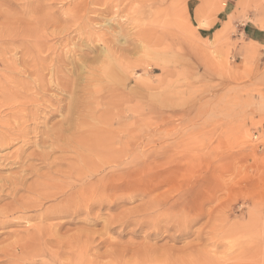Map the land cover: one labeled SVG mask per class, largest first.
I'll return each instance as SVG.
<instances>
[{"label":"rangeland","instance_id":"rangeland-1","mask_svg":"<svg viewBox=\"0 0 264 264\" xmlns=\"http://www.w3.org/2000/svg\"><path fill=\"white\" fill-rule=\"evenodd\" d=\"M95 1L0 0V31L8 26L14 32L23 27H32L38 32L27 37L30 42L19 39L17 35L16 38L14 32L11 34L15 38L9 36L10 39H0V86L5 79L19 82L20 76L24 78L26 74L28 76L25 77L32 80L31 77L35 76L28 72L22 75L21 71L37 61L28 59L30 63L26 61L20 65L19 54L25 51L26 45H34L35 40L46 46L53 43L52 48L48 47L51 51L44 50L51 53L41 52V56L48 55L47 58H51L61 55L60 60L64 59L67 65L62 61L57 63V59L53 62L58 64L56 67L50 61L47 62L48 69L43 70L48 71H42L43 76L46 73L44 78L49 77V82L56 81L54 77L56 74L57 78L58 74L54 71L62 68L69 79L77 81V86H80L77 93L82 92L77 96L82 95L79 104L83 109L85 101L94 116L101 119L113 113L114 116L104 123L102 129L108 139L120 134L126 138L134 136V133L139 134L135 146L131 142L100 146L91 152V156L97 155L100 161L101 152L110 153L113 162L112 165L107 164L104 171L117 169L118 159L126 156V162L140 166L141 178H136L130 184L132 177L127 173L118 179H109L106 188L113 191L121 187L123 190L120 191V197L105 198L104 205L97 207L98 212L94 208L89 216L81 215L74 222H71L70 216L41 221L36 214L43 207L17 212L15 216L12 214L5 217L0 214V220L13 221L12 225L0 227V264H134L137 260H141L142 264H264V0H99L96 4ZM91 18L95 21L92 22ZM258 31H263L261 39L257 36ZM82 34H85L84 37L80 36ZM96 37H100L99 40ZM103 37L105 40L107 37L112 39L107 38L109 42H106ZM11 40L16 45H8ZM7 41L8 47L5 46ZM112 41L113 45H118L114 46L116 49ZM60 42L62 47L55 45ZM110 46L113 52L116 50L114 53L119 59L112 56L113 62L109 69H103L100 73L98 70L104 68L103 64L107 65L103 49ZM65 49L67 51H63ZM81 49L88 52H82ZM71 54L74 57L69 56ZM10 56L12 58H8ZM87 57L92 58L91 62ZM11 65L16 74L11 72ZM77 65L82 66L79 68ZM18 69L21 70L19 75ZM3 73L9 74L3 79ZM6 90L2 89L0 101L4 100V93L10 91L8 88ZM49 91L61 97L65 103L73 97L70 93L59 94L60 90L54 85ZM96 95L101 99L105 95V100L113 96V100L110 99L112 103L118 101L110 104L112 107L107 104L112 108L109 111L110 108L105 105L107 101L104 100L102 104L100 101L103 100ZM20 101L23 100L17 101L19 105ZM119 102L121 109L118 105L117 110L116 104ZM62 116L60 113L54 120H61ZM54 120L40 123L38 120L27 119V124L31 126L37 121L39 129L44 130L50 128ZM36 134L32 132V137L27 136L26 140L22 139V143L20 139L1 148L0 175H10L13 179L21 173L27 174L26 186L36 180L32 178L35 174L30 176L26 171L23 174L18 164L10 165L7 164L10 160H5L8 154L16 153L22 146L27 156L37 148L38 152L44 151L48 143L42 144L39 140L44 135ZM30 143L34 148L31 149ZM73 150H56L54 154L60 151L62 156L65 153L74 157ZM32 157H26L27 161L22 159L28 168L30 165L27 162L32 163L31 166L37 164L35 160L32 161ZM97 158H94L95 162H98ZM44 169L42 167L39 171L46 173ZM153 173L158 175L154 177L151 175ZM21 185H17L16 197L21 193L20 197L25 195L30 200H41L28 191L26 193L25 185L24 189ZM94 188L98 190V186ZM0 195L3 197L0 204L10 202L12 195L9 197L6 192ZM60 198L62 200L64 196L54 202L42 199L44 209L60 201ZM163 198L167 201L162 202ZM146 200L152 204L158 203V208L152 205L145 216L135 212L133 223L124 228L119 227L118 219L140 205L148 206ZM156 214V218L152 217ZM96 216L94 223H88ZM48 223L61 225L57 229L50 224L48 226ZM109 224H112L110 226L113 229L107 230ZM37 225L40 227L38 235L42 239L38 240L39 244L33 243L34 246L26 250L24 245L29 246L32 240L29 237L31 235L27 239L25 233L29 230L32 232ZM150 232L157 233L155 235Z\"/></svg>","mask_w":264,"mask_h":264},{"label":"bare ground","instance_id":"bare-ground-1","mask_svg":"<svg viewBox=\"0 0 264 264\" xmlns=\"http://www.w3.org/2000/svg\"><path fill=\"white\" fill-rule=\"evenodd\" d=\"M97 1V2H96ZM95 1V4L96 3H98V1L99 0H96ZM43 2V1H42ZM44 3V2H43ZM46 3V2H45ZM32 4H34V3H32ZM81 4V3H80ZM92 4V3H91ZM51 6V5H50ZM97 6V5H96ZM122 6V5H121ZM34 7H36V4H35V6ZM49 7V6H48ZM76 7H77V5H76ZM95 7V6H94ZM117 7H118V5H117ZM42 8V7H41ZM47 8V7H46ZM111 8V7H110ZM120 8H123V7H120ZM115 9H117L116 7H115ZM101 10V9H100ZM106 10H107V8H106ZM109 10V9H108ZM120 10V9H119ZM118 10V11H119ZM43 11V10H42ZM41 11V12H42ZM115 11H117V10H115ZM28 12V11H27ZM80 12V11H79ZM94 12V11H93ZM98 12V11H97ZM107 12V11H106ZM82 13V12H81ZM117 13V12H116ZM17 14V13H16ZM39 14V13H38ZM60 14V13H59ZM76 15H77V13H76ZM61 16V15H60ZM82 17V16H81ZM56 18V17H55ZM82 18H84V17H82ZM90 18V17H89ZM86 20V19H85ZM92 20H94L93 18H91V21ZM10 21V20H9ZM14 21V20H13ZM68 21V20H67ZM66 21V22H67ZM76 21V20H75ZM95 21V20H94ZM64 22V21H63ZM93 22V21H92ZM14 22H12V24H13ZM16 23V22H15ZM86 23V22H85ZM87 23L89 24L90 22H88L87 21ZM24 24V23H23ZM31 24V23H30ZM29 24V25H30ZM21 25V24H20ZM81 25V24H80ZM31 26V25H30ZM29 26V27H30ZM58 26V25H57ZM90 26V25H89ZM121 26V25H120ZM6 27V26H5ZM8 27V26H7ZM4 28L2 31H0V39L3 41L4 39L3 38H9V36L11 37V36H20V38L19 39H22V40H24V39H27V41H29L28 39H30V38H27V37H30V36H34L36 33H38L37 32V29H33L32 27L31 28H22V30H16L15 32H14V30L12 31V29L13 28ZM44 27H46V26H44ZM71 27V26H70ZM69 27V28H70ZM16 28V27H15ZM49 28V27H48ZM74 28V27H73ZM120 28V27H119ZM56 29H58V27L56 28ZM92 29V28H91ZM34 30H35V32H34ZM67 30V29H66ZM68 31V30H67ZM78 31V30H77ZM12 32H14V35H12L11 33ZM48 33V32H47ZM64 33V32H63ZM69 33V32H68ZM78 33H80L81 34V32L80 31H78ZM83 33H85V31L83 32ZM114 33V32H113ZM113 33H112V35H113ZM124 33V32H123ZM122 33V34H123ZM65 34H66V32H65ZM77 34V33H76ZM86 35H88L87 33H85ZM85 34H82V35H80V36H83V35H85ZM90 34V33H89ZM92 34V33H91ZM119 34V33H118ZM107 35V34H106ZM108 35H111V34H108ZM112 35H111V37H112ZM114 35H116V33L114 34ZM120 35V34H119ZM124 35V34H123ZM15 36H14V38H15ZM16 36V38H18ZM39 36V35H38ZM60 36V35H59ZM61 36H63V35H61ZM105 36V35H104ZM116 36H118V35H116ZM115 36V38H117ZM124 36H126V35H124ZM23 37V38H22ZM51 37V36H50ZM67 37V36H66ZM84 37V36H83ZM89 37V36H88ZM87 37V38H88ZM34 38V37H33ZM38 38V37H37ZM64 38V37H63ZM74 38V37H73ZM91 38H92V36H91ZM96 38H98V37H96ZM100 38V37H99ZM99 38L97 39V40H99ZM104 38V37H103ZM102 38V39H103ZM107 38H110V37H107ZM107 38H106V40H107ZM126 38V37H125ZM125 38H124V40H125ZM10 39V38H9ZM13 39V38H12ZM31 39H32V37H31ZM35 39H36V36H35ZM40 39V38H39ZM43 39V38H42ZM49 39V38H48ZM59 39V38H58ZM61 39H62V37H61ZM70 40H71V38H69ZM79 39V38H78ZM82 39V38H81ZM84 40L86 39V38H83ZM112 38H110L109 40H111ZM141 39V38H140ZM16 40V39H15ZM44 40V39H43ZM65 40H66V38H65ZM65 40H64V42L63 43H65ZM80 40V39H79ZM83 40V41H84ZM87 40V39H86ZM92 40V39H91ZM96 40V39H95ZM104 40H105V38H104ZM105 40V41H106ZM109 40H107L108 42H109ZM21 41V40H20ZM19 41V42H20ZM47 41V40H46ZM49 41V40H48ZM58 41H60V39L58 40ZM67 41V40H66ZM74 41V40H73ZM106 41V42H107ZM113 41H115L114 40V38H113ZM113 41H112V46L114 47L115 45L116 46H118L117 44H115V45H113L114 43H113ZM119 42H120V40H118ZM10 42V41H9ZM25 42H26V40H25ZM30 42V41H29ZM67 42H69L70 43V41L68 40ZM76 42V41H75ZM97 42V41H96ZM1 43V42H0ZM43 43H44V41H43ZM59 43V42H58ZM74 43V42H73ZM98 43V42H97ZM137 43V42H136ZM8 44V41H7V43L5 44V46ZM10 44H14L13 42H12V40H11V42L8 44V45H10ZM17 44H19L18 42H17ZM30 44H33V42H31ZM46 44V43H45ZM47 44H49L48 42H47ZM67 44V43H66ZM81 44H83L82 43V41H81ZM108 44V43H107ZM110 44V43H109ZM14 45H16V43L14 44ZM55 45H62V43L60 42V44H55ZM85 45V44H84ZM95 45V44H94ZM21 46H23V44L21 45ZM52 46H53V43L50 45L49 44V46H46V45H44V44H42V43H39V42H36V40H35V43H34V45H32V46H25V51L24 52H21V54H19V56H21L18 60H19V62H20V65H21V63H22V65H23V63L25 64V62L27 61V63H28V59H30V61H31V59H33L34 61H37V62H33V60H32V62H33V64L32 65H30V67L29 68H27L26 70H24V69H22L21 68V66H20V68L22 69V71L21 70H19L18 69V71H17V74H18V72L19 71H21V73H22V75L23 74H26L27 72L28 73H31L33 76H35L34 78H32L31 77V79L32 80H29L30 79V77H29V79H27V77H25L26 75H24L23 77L25 78H22V76H20L21 77V79H24L23 81H20L21 79H19V82H17V80L16 81H14L15 82V84H14V82L12 81V82H9V81H5V80H8V79H5L4 80V82H3V85L2 86H0V96H2V89L4 90V88H5V90L8 88V89H10V91L9 92H7V93H4L5 94V98H4V100H2V98H1V100L2 101H0V150H1V148H5L6 146H8L9 144H14V143H12V142H14V141H18V140H20V142L21 141H23L22 139H24L25 138V140H26V137L28 136L29 137V135L33 132V134L35 133L36 134V132H37V134L39 133L41 136L42 135H44V138H41V140H39L40 142H42V144H45V143H48V146L45 148V150L44 151H40V152H38L37 150H38V148H37V150L36 151H31L29 154H28V156L27 155H25V152H24V149H19L18 151H16V153H13L12 155H9L8 153V155H7V157L5 158V160H10V161H8V163L7 164H10V165H14V164H18V166H19V169H20V167L22 168L21 169V171H23V174H24V172L26 171V173H28V175H30V174H35V175H33V177L32 178H36V180L34 179V182L31 184V185H29V186H26L24 183H25V181H26V178H25V176L27 175H21V174H19V177L18 178H13V179H11L8 175H7V177H5V176H3L2 174L0 175V193H3V192H6L7 194H9V195H7V196H11L12 195V197H10L11 198V200H10V202H5V203H3V204H0L1 206H0V214H2V216L4 215L5 217H8V215H14V213H17V212H22V211H28V210H31V209H33V208H38V207H43L42 208V210L44 209V206H43V202H42V199L43 200H46V201H48V200H53V202H54V200H56L58 197H61V196H64V199H62L61 200V198H60V201H58V202H55V203H53V204H49L50 206H48V207H45V209H44V212H42V210L40 211V213L42 212V213H44V214H40V213H38V214H36V215H38L37 217L41 220V221H43V220H45V219H49V218H51V219H54V218H63V217H68V216H70V217H72V219H71V222H74L75 220H78V217L79 216H81V215H88L89 216V214H91L92 213V211H94L93 209L94 208H96V210H97V207H101V206H103L104 205V201H105V198L108 200L109 198H115L116 199V197H120V191H122L123 189L120 187V189L119 190H117V188H116V190H113V191H110L109 189H107L106 188V182L109 180V179H118L122 174H129V175H131V181L129 182V184L130 183H133V182H135V179L136 178H141V176L140 175H142L140 172H139V168H140V166L139 165H137V164H134V163H130L129 164V162H126L125 160H124V158L126 157H120L119 159H118V161H117V166H118V168L117 169H115V170H107V171H104V167L107 165V164H111L112 162H113V158H112V156H111V159H110V153H108V151H103V152H101V154H102V157H100V161H99V158H97V155H95L94 157H92L91 155V152L93 151V150H95L96 148H100V146L101 147H106V145H109V144H114V143H124V142H131V145L133 144V146H135L136 144H134V143H137V141L139 140V134L137 133V134H135L134 133V136H131L130 138H126L125 137V135H118V136H113V137H111V138H107V137H105L106 135H105V133H103V131L105 132V130H102L103 129V127H105V125H104V123H106L107 121H109V120H111V118L114 116V114L113 113H108L107 111V113H108V115H107V117L105 116L103 119H101L100 117H98V116H94V113L93 112H91V108L90 107H87V106H90L87 102H85L84 101V103H85V109H83V106H81L79 103H80V101H81V96H77V88L79 89V87L80 86H77V81L75 82L73 79V81H71L70 79H69V75L67 76V74H65V70L63 71L62 70V68H61V70H55L54 72H56L57 74H58V76H57V78H55L56 77V74H55V77H54V79H56V81H54L51 77V79L53 80V82H49V77H48V79L45 77L44 78V76L46 75V73L45 72H47V71H45V70H43V69H45L47 66V62L49 63V61L51 62V63H53L56 59V61H57V63L59 62V61H62V62H64L65 60L63 59V60H60V58L62 57L61 55H58V56H55V57H51V58H47V56H41L42 54H41V52L43 53L44 52V50H46L47 49V51L48 50H50L49 48H52ZM88 46H89V44H88ZM97 46V45H96ZM109 46V45H108ZM112 46H110V47H112ZM6 47H8V46H6ZM12 47V46H11ZM49 47V48H48ZM62 47V46H61ZM63 47H64V45H63ZM66 47V46H65ZM64 47V48H65ZM85 47H87V46H85ZM93 47V46H92ZM95 47V46H94ZM110 47H104V52L106 53V55L104 56V62H106L107 63V65H105L104 66V64H103V67L104 68H100L98 71L101 73L102 72V70L104 69V71L105 70H107V69H109V66L112 64V56L113 57H115V58H117V59H119L118 57H116V50L113 52L111 49H113V47L112 48H110ZM10 48V47H9ZM115 48V47H114ZM117 48V47H116ZM115 48V49H116ZM4 49V48H3ZM55 49H56V47H55ZM61 50L63 49V48H60ZM95 49V48H94ZM93 49V50H94ZM1 50H2V47H1ZM5 50V49H4ZM11 50V49H10ZM17 51H19L18 49H16ZM59 50V49H58ZM72 50V49H71ZM97 50V49H96ZM120 50H123V49H120ZM119 50V51H120ZM141 50V49H140ZM3 51V50H2ZM12 51V50H11ZM16 51V52H17ZM51 51V50H50ZM49 51V52H50ZM55 51V50H54ZM63 51H67L66 49L65 50H63ZM73 51V50H72ZM78 51V50H77ZM76 51V52H77ZM81 51H82V49H81ZM85 51H87V50H85ZM84 50L82 51V52H85ZM8 52H9V49H8ZM14 52H15V50H14ZM46 52V51H45ZM45 52H44V54H45ZM59 51H57L56 53H58ZM79 52V51H78ZM88 52V51H87ZM91 52V51H90ZM122 52V51H121ZM51 53V52H50ZM50 53H47L46 52V54H50ZM55 53V54H56ZM64 54H66L65 52H63ZM68 53H69V51H68ZM72 53V52H71ZM73 53H75V52H73ZM93 53V52H92ZM104 53V54H105ZM6 54V53H5ZM8 54V53H7ZM55 54H53V55H55ZM59 54H61V53H59ZM81 54V53H80ZM122 54H124L123 52H122ZM136 54V53H135ZM1 55H3V54H1ZM13 55H15V54H13ZM67 56H68V54H66ZM76 55V54H75ZM88 55V54H87ZM49 56H51V55H49ZM67 56L65 57V59L67 58ZM69 56H72V54L71 55H69ZM78 56V55H77ZM80 56V55H79ZM95 56V55H94ZM4 57H6L7 58V56H4ZM17 57V56H16ZM59 57V58H58ZM72 57H74V56H72ZM72 57H71V60H73L72 59ZM81 58H82V56H80ZM8 58H12L11 56L10 57H8ZM76 58V57H75ZM84 58V57H83ZM86 58V57H85ZM88 58V60H90V62H91V60H92V58L91 59H89V57H87ZM100 58V57H99ZM103 58V57H102ZM50 59V60H49ZM62 59V58H61ZM124 59V58H123ZM7 60H9V59H7ZM11 60V59H10ZM14 60V59H13ZM68 60V59H67ZM69 60H70V57H69ZM80 60V59H79ZM85 60V59H84ZM83 60V61H84ZM120 60H121V58H120ZM135 60V59H134ZM12 61V60H11ZM30 61H29V63H30ZM81 61V60H80ZM82 61V62H83ZM2 62H4V61H2ZM15 62V61H14ZM31 62V63H32ZM72 62V61H71ZM77 62V61H76ZM94 62H96V61H94ZM125 62V61H124ZM75 63V62H74ZM19 64V63H18ZM54 64V63H53ZM52 64V65H53ZM62 64V63H61ZM64 64H65V62H64ZM80 64V63H79ZM82 64V63H81ZM92 64V63H91ZM6 65H8V64H5V66ZM28 65V64H27ZM49 65V64H48ZM56 65H58V64H56ZM56 65L54 64V66L56 67ZM67 65V63L65 64V66ZM73 65V64H72ZM82 65H84V64H82ZM82 65H77V66H79V68L82 66ZM86 65V64H85ZM12 66V70H11V72H14L13 70H15V68H14V66L13 65H11ZM25 66V65H24ZM29 66V65H28ZM51 66V65H50ZM53 66V67H54ZM60 66H62L63 67V65H60ZM71 66V65H70ZM88 66V65H87ZM4 66H2V68H3ZM58 67V66H57ZM72 67V66H71ZM71 67H70V69H71ZM86 67V66H85ZM84 67V68H85ZM6 68V67H5ZM8 68L10 69V66H8ZM51 68V67H50ZM59 68V67H58ZM67 68V67H66ZM90 68V67H89ZM97 68V67H96ZM8 69V70H9ZM46 69H48V68H46ZM53 69V68H52ZM56 69V68H55ZM64 69V68H63ZM67 69H69V66H68V68ZM74 69V68H73ZM95 69V68H94ZM93 69V70H94ZM1 70V69H0ZM16 70H17V65H16ZM50 70V69H49ZM92 70V71H93ZM3 71H4V69H3ZM6 71H7V68H6ZM5 71V72H6ZM42 71H45L44 73H45V75L43 76V74H42ZM68 71V70H67ZM75 71H76V69H75ZM74 71V72H75ZM7 72H10V70L9 71H7ZM10 72V73H11ZM69 72V71H68ZM85 72V71H84ZM15 73V72H14ZM61 73V74H60ZM70 73V72H69ZM68 73V74H69ZM96 74H97V72H95ZM94 72H93V74H95ZM100 73H98V74H100ZM4 74V77H3V79L4 78H6V74L5 73H3ZM9 74V73H8ZM7 74V75H8ZM12 74V73H11ZM16 74V73H15ZM50 74H51V71H50ZM53 74V73H52ZM71 74V73H70ZM81 74V73H80ZM19 75V74H18ZM72 75V74H71ZM14 76H17V75H14ZM28 76V75H27ZM50 76V75H49ZM51 76H54V75H51ZM89 76H90V74H89ZM97 75H93V77H96ZM11 77V76H10ZM10 77H7V78H9L10 79ZM19 77V76H18ZM82 77V76H81ZM81 77H79V78H81ZM72 78V77H71ZM75 78V77H74ZM77 78V77H76ZM75 78V79H76ZM78 78V79H79ZM101 78V77H100ZM12 79V78H11ZM14 79V78H13ZM12 79V80H13ZM46 79L48 80L47 82H46ZM82 79H83V77H82ZM88 79H90L91 80V78H88ZM102 79V78H101ZM93 80V79H92ZM96 80V79H95ZM94 80V81H95ZM51 81V80H50ZM93 81V82H94ZM99 81V80H98ZM100 81H102V80H100ZM99 81V82H100ZM84 82V81H83ZM87 82V81H86ZM102 82H104V81H102ZM14 84V85H13ZM78 84H79V82H78ZM102 84V83H101ZM108 84V83H107ZM52 85H54L55 86V88L57 89V90H60V93L59 94H63V93H70V94H72V99L70 100V102H67V103H65V102H63V99L61 98V97H59V96H56V95H53L52 93L50 94V91H52V90H50L49 91V89H50V87L52 86ZM79 85H81V84H79ZM92 85H93V83H92ZM104 85V84H103ZM4 86H7V87H4ZM83 85H81V87H82ZM96 87V86H95ZM91 87H89V89H90ZM54 89V88H53ZM83 89H85V88H82V90ZM96 91V93L98 92V88L97 89H95ZM7 91V90H6ZM5 91V92H6ZM48 91H49V94H48ZM81 92L82 91H80V93L79 94H81ZM116 92H118V91H116ZM54 93H56V91L54 92ZM110 94L112 93V92H109ZM78 94V95H79ZM119 94H121V93H119ZM99 95H102V94H99ZM99 95H96V97L97 96H99ZM108 95V94H107ZM112 95V94H111ZM111 95H110V97H111ZM64 96H65V94H64ZM64 96H62V97H64ZM66 96H67V99H69L68 98V94H66ZM88 96V95H87ZM95 97V96H94ZM103 99H101L100 98V96H99V98L98 99H100V100H103V101H100V102H103L102 104H104V100H105V95H103V96H101ZM107 97V96H106ZM113 97V96H112ZM112 97L111 98H109L108 100L109 101H111V102H109L107 99L105 100V101H107V103H105V105H107L108 103H109V105L111 104V105H113L115 102H117L116 100L114 101V103H112ZM115 97V96H114ZM66 99V100H67ZM83 99V98H82ZM90 99V98H89ZM110 99H112V100H110ZM117 99V98H116ZM18 100H23V102H21L20 101V105H19V102H17ZM65 100V99H64ZM92 101V100H91ZM131 101V100H130ZM121 102V101H120ZM120 102L119 103H117L116 105V109L118 110V105L120 104ZM93 103V102H92ZM94 104V103H93ZM80 105V107H78ZM105 105H103V106H105ZM110 105V106H111ZM108 106V105H107ZM120 106V105H119ZM109 107V106H108ZM112 107V106H111ZM111 107H109L110 109H109V111L110 110H112V108ZM118 107V108H117ZM81 108V109H80ZM114 108V107H113ZM106 109V108H105ZM115 109V108H114ZM115 109V110H116ZM119 109H121V106H120V108ZM94 110H95V108H94ZM116 110V111H117ZM103 111V113L105 114V112H104V110H102ZM115 111V112H116ZM42 112H44L45 113V115H43V116H41L40 115V113H42ZM121 112V111H120ZM119 111H118V113H120ZM60 113H62L63 114V116H62V118L63 119H61V120H58V121H56V120H54L55 119V116H57V115H59ZM75 115V116H74ZM103 115V114H102ZM101 116V115H100ZM57 118V117H56ZM27 119H31L32 121L33 120H38V121H40V123L41 122H44V123H48V121H53L54 120V122L52 123V125L50 126V128L48 127V128H46V129H44V130H40L39 129V125H37V121H35V122H33V124L30 126L29 124H27L28 122H27ZM31 121V122H32ZM30 123V122H29ZM39 124V123H38ZM43 124V123H42ZM43 127L45 126V125H42ZM41 126V127H42ZM46 127V126H45ZM44 127V128H45ZM39 129V130H38ZM105 129V128H104ZM135 132H137L136 131V129L134 130ZM31 132V133H30ZM30 133V134H29ZM36 134V135H37ZM108 135H109V132H108ZM31 136V135H30ZM34 136V135H33ZM32 137V136H31ZM34 138V137H33ZM35 138H36V136H35ZM40 138V137H39ZM29 140H30V138H28ZM32 140H35V139H32ZM38 140V139H37ZM20 142H19V144H20ZM27 143H28V141H26ZM25 141H24V143H26ZM33 142V141H32ZM22 143V142H21ZM23 143V144H24ZM143 144V143H142ZM24 145H27V144H24ZM30 145H31V143H30ZM21 146V145H20ZM29 147V146H28ZM27 147V149L29 150V148ZM39 147V146H38ZM32 148H34L33 147V145H31V149ZM72 149H74L73 150V152H74V157H72V156H69V155H66L65 153H64V155L62 156V155H60V154H63V153H60V151H59V155L57 154V152H56V154H54V152L56 151V150H62L63 152H67V151H71ZM85 150V151H84ZM104 150V149H103ZM10 151V150H9ZM61 151V152H62ZM97 151V150H96ZM29 152V151H28ZM37 152V153H36ZM93 152H95V151H93ZM97 153V152H96ZM144 153V152H143ZM142 153V154H143ZM53 154H54V156H53ZM68 154V153H67ZM71 154V153H70ZM94 154V153H93ZM58 155V156H57ZM29 156H33L32 158V161H34L35 160V162H37V164H35V166H31V164L32 163H29V162H27L29 165H30V167L28 168L27 167V165H25L24 163H22V159L24 158V160H25V158L26 157H29ZM57 156V157H56ZM99 156V155H98ZM123 156V155H122ZM128 157V156H127ZM131 157V156H130ZM31 158V157H30ZM29 158V159H30ZM94 158H97L98 159V162H95L94 161ZM129 158V157H128ZM144 159V158H143ZM25 161H27V160H25ZM29 161V160H28ZM6 162V161H5ZM34 162V163H35ZM1 163H2V161H1ZM26 163V162H25ZM129 164V165H128ZM33 165V164H32ZM112 165V164H111ZM6 166V165H5ZM110 166V165H109ZM114 166V165H113ZM7 167V166H6ZM25 167H27L28 169H25ZM46 168V169H44V170H46V173L44 172V173H41L39 170H40V168ZM116 168V167H115ZM25 169V170H24ZM38 172H40V173H38ZM32 175H30V176H32ZM152 176H154V177H156L158 174L157 173H153V174H151ZM34 176H36V177H34ZM9 177V178H8ZM153 177V178H154ZM30 178V177H29ZM28 178V179H29ZM29 180H31V178L29 179ZM31 182V181H30ZM110 182V181H109ZM29 183V182H28ZM123 183V182H122ZM18 184H22L21 186H22V188L24 189V185H25V188L26 189H24L25 191H26V193H27V191H28V193H32V194H34L33 196H38L37 198L40 200V201H38L37 202V200H35V199H32L31 198V200L28 198V197H20L21 196V193H20V196L19 197H16V195H15V192H17V185ZM129 184H128V186H129ZM28 185V184H27ZM20 186V185H19ZM95 186H98V190L96 191L95 190ZM125 186H127V185H125ZM116 187H117V185H116ZM21 188V190H23ZM135 188V187H134ZM158 188V187H157ZM127 189L129 190L130 189V187H127ZM19 190V189H18ZM20 190V191H21ZM126 190V189H125ZM69 191V192H68ZM68 192V193H67ZM134 192V191H133ZM141 192V191H140ZM23 193H24V191H23ZM31 194V195H32ZM97 195H99L98 197H97ZM27 196H30L29 194L27 195ZM126 196H128V195H126ZM143 196V195H142ZM35 197V198H36ZM2 196L0 195V202L2 201ZM9 198V199H10ZM126 198V197H125ZM156 198V197H155ZM118 199H120V198H118ZM32 200H35V201H32ZM4 201V200H3ZM6 201H8V200H6ZM109 201H111V200H109ZM114 201H116V200H114ZM113 201V202H114ZM147 201V200H146ZM146 201H144V202H146ZM167 200H166V198H163V200H162V202H166ZM112 202V201H111ZM148 202V201H147ZM150 202V201H149ZM148 202V203H149ZM113 204V203H112ZM115 204H118V203H114V205ZM147 204V203H146ZM158 203H156V202H153V204H152V202L151 203H149L148 204V206L146 207L145 205H140L138 208H136V209H134L132 212H126L125 214H123L122 216L123 217H121V218H119L118 220H119V222H118V225H119V227L120 226H122V228H124V227H126L128 224H130V223H133V221H134V213L136 212L137 214L139 213L140 215H144L145 216V214H148V213H146V211H147V209L150 207V208H152L151 206L152 205H154V206H156ZM47 205V204H46ZM165 205V204H164ZM107 206H109V205H107ZM157 207V206H156ZM158 208V207H157ZM128 209V208H127ZM35 211H36V209H34ZM102 210V209H101ZM151 210V209H150ZM150 210H148V211H150ZM153 210H155V209H153ZM152 210V211H153ZM157 210H161V208L160 209H157ZM182 211V210H181ZM96 212V211H95ZM97 212H98V210H97ZM100 212V211H99ZM156 213V212H155ZM162 213V212H161ZM30 214V213H29ZM32 214V213H31ZM149 214H151V213H149ZM183 214V213H182ZM185 214V213H184ZM186 214H187V212H186ZM189 214V213H188ZM187 214V215H188ZM16 215V214H15ZM14 215V216H15ZM98 215V214H97ZM2 216L0 217V218H2ZM14 216H13V218H14ZM32 216V215H31ZM133 216V217H132ZM143 216V217H144ZM155 216H157V214L156 215H154V216H152V217H155ZM4 217V218H5ZM97 217L98 216H96V218L95 219H92L91 221H89L88 223H94L95 221H96V219H97ZM142 217V216H141ZM142 217V218H143ZM149 217V216H148ZM150 217H151V215H150ZM185 216L183 215V218H184ZM187 218V223H188V216H186ZM11 218V217H10ZM18 218V217H17ZM34 218V217H33ZM32 218V219H33ZM36 218V217H35ZM38 218H36V219H38ZM115 218V217H114ZM142 218H139V219H142ZM156 218V217H155ZM20 219V218H19ZM19 219H16V220H19ZM50 219V220H51ZM112 219V218H111ZM110 219V220H111ZM147 219H149V218H147ZM168 219V218H167ZM185 219V220H186ZM16 220H15V222H16ZM31 220V219H30ZM40 220H39V224L41 223L40 222ZM80 220V219H79ZM87 220V219H86ZM106 220H107V218H106ZM117 220V221H118ZM156 220V219H155ZM155 220H153L154 222H155ZM192 220V219H191ZM190 220V221H191ZM22 221H24V220H22ZM113 221V220H112ZM112 221H109L110 223L112 222ZM115 221V220H114ZM147 221V220H146ZM149 221V220H148ZM152 221V222H153ZM108 222V221H107ZM106 222V223H107ZM186 222V221H185ZM37 223V224H38ZM44 223V222H43ZM106 223H105V225H106ZM115 223V222H114ZM12 225L13 224V221H11V219L9 220V221H7V220H0V227H2V226H8V225ZM14 224H16V223H14ZM24 224V223H23ZM45 224H47V222L45 223ZM49 224L51 225V223H48V226H49ZM117 224V223H116ZM140 224V223H139ZM31 225V224H30ZM61 225V223H57V224H52L51 226L52 227H57V229H59L58 227ZM88 225V224H87ZM110 225H112V224H109V226L107 227V230H111V229H113V227H111ZM17 226V225H16ZM32 226H33V224H32ZM38 226V225H37ZM35 227V229L34 230H32V232H30V230H29V228H26V230H29V231H26V235H27V239H28V236L29 235H31V236H29L30 237V239L32 240V242L29 244V246L27 245V247H26V245H24V247H25V249L27 250L28 248H30V247H33L34 245H33V243H38V240L40 239H42V236H39L38 235V231L40 230V227L38 226V227ZM41 226V225H40ZM43 226V225H42ZM46 226V225H45ZM31 227V226H30ZM52 227H51V230L53 231L54 230V228L52 229ZM81 227V226H80ZM117 227V226H116ZM186 227V226H185ZM3 228V227H2ZM16 228V227H15ZM33 228V227H32ZM42 228L43 227H41V230H42ZM23 229V228H22ZM21 229V230H22ZM121 229V228H120ZM135 229V228H134ZM19 230V229H18ZM24 230H25V228H24ZM47 231V230H46ZM45 231V232H46ZM83 231V230H82ZM85 231H87V230H85ZM24 232V231H23ZM31 234H30V233ZM54 232V231H53ZM116 232V231H115ZM13 233V232H12ZM43 233V232H42ZM56 232H54V234H55ZM69 233V232H68ZM108 233V232H107ZM150 233H152V232H150ZM156 233L157 232H155V233H152V234H155L156 235ZM10 234V233H9ZM40 234V233H39ZM54 234H53V236H54ZM152 234H150V235H152ZM15 235H17V234H15ZM15 235H14V237H15ZM67 235V234H66ZM73 235H75V234H73ZM149 235V234H148ZM38 236V237H37ZM48 235H46V237H47ZM85 236V235H84ZM10 237V236H9ZM12 237V236H11ZM21 237L22 236H20V239H21ZM24 237V236H23ZM51 238H52V236H50ZM16 238V237H15ZM25 238V237H24ZM26 239V240H27ZM25 239H24V241H26ZM48 240V239H47ZM57 240V239H56ZM23 241V242H24ZM54 241V240H53ZM19 242V241H18ZM22 242V243H23ZM44 243H45V240H44ZM63 243V242H62ZM5 244V243H4ZM3 244V245H4ZM25 244V243H24ZM39 244V243H38ZM58 244V243H57ZM47 245V244H46ZM65 245H67V244H65ZM125 245H127V244H125ZM1 246V245H0ZM5 246H7V243H6V245ZM3 247V246H2ZM39 247V246H38ZM38 247H36L37 249H38ZM52 247V246H51ZM67 247V246H66ZM126 247V246H125ZM56 248V247H55ZM1 249V248H0ZM36 249V250H37ZM52 249V248H51ZM57 249V248H56ZM149 249V248H148ZM30 250V249H29ZM59 250V249H58ZM24 251V250H23ZM116 251V250H115ZM132 251V250H131ZM1 252V251H0ZM16 252V251H15ZM19 252H21V251H19ZM63 252V251H62ZM82 252V251H81ZM133 252V251H132ZM131 252V253H132ZM12 253H13V251H12ZM26 253V252H25ZM24 253V254H25ZM64 253V252H63ZM130 253V254H131ZM138 253H139V250H138ZM11 256V255H10ZM148 256V255H147ZM62 258V257H61ZM10 260V259H9ZM127 260H129V259H127ZM21 261V260H20ZM149 261V260H148ZM129 262V261H128ZM10 263V262H9ZM133 263V262H132ZM15 264V263H14ZM134 264H142V261L141 260H137ZM148 264V263H147Z\"/></svg>","mask_w":264,"mask_h":264},{"label":"crops","instance_id":"crops-1","mask_svg":"<svg viewBox=\"0 0 264 264\" xmlns=\"http://www.w3.org/2000/svg\"><path fill=\"white\" fill-rule=\"evenodd\" d=\"M257 33H258L257 34L258 38L261 39V37H262L261 35L263 34V31H258Z\"/></svg>","mask_w":264,"mask_h":264}]
</instances>
